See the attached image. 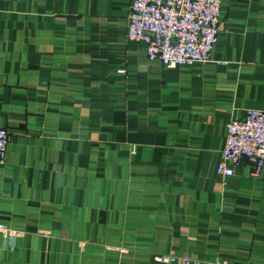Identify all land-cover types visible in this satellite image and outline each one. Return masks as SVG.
<instances>
[{
	"label": "crops",
	"instance_id": "obj_1",
	"mask_svg": "<svg viewBox=\"0 0 264 264\" xmlns=\"http://www.w3.org/2000/svg\"><path fill=\"white\" fill-rule=\"evenodd\" d=\"M130 0H0V264H264V166L216 171L264 109V0H221L206 62L126 38ZM195 259L197 262H193Z\"/></svg>",
	"mask_w": 264,
	"mask_h": 264
},
{
	"label": "built area",
	"instance_id": "obj_2",
	"mask_svg": "<svg viewBox=\"0 0 264 264\" xmlns=\"http://www.w3.org/2000/svg\"><path fill=\"white\" fill-rule=\"evenodd\" d=\"M221 0H130L126 38L145 44L148 59L167 68L206 62L220 29ZM9 132L0 126V164L4 162ZM246 161L258 176L264 166V109L249 108L226 124V138L216 171L231 176ZM0 233L12 240L17 231L0 223ZM173 254L157 253L153 260L170 264ZM188 264L187 258H182ZM193 262L197 260L193 259Z\"/></svg>",
	"mask_w": 264,
	"mask_h": 264
}]
</instances>
